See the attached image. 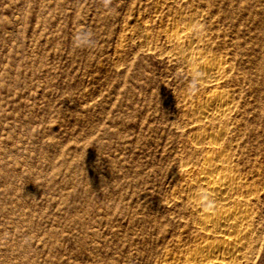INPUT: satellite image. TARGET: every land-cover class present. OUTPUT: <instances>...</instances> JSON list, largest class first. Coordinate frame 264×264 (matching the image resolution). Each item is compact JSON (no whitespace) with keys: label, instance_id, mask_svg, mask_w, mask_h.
Masks as SVG:
<instances>
[{"label":"rangeland","instance_id":"1","mask_svg":"<svg viewBox=\"0 0 264 264\" xmlns=\"http://www.w3.org/2000/svg\"><path fill=\"white\" fill-rule=\"evenodd\" d=\"M190 59L218 83L192 89ZM213 91L229 112L203 127ZM219 132L242 264H264V0H0V264H181L206 237L194 146Z\"/></svg>","mask_w":264,"mask_h":264},{"label":"bare ground","instance_id":"2","mask_svg":"<svg viewBox=\"0 0 264 264\" xmlns=\"http://www.w3.org/2000/svg\"><path fill=\"white\" fill-rule=\"evenodd\" d=\"M180 51L179 53H181ZM187 56L189 57L190 54ZM214 61L216 60L214 59ZM214 61L209 59H190L188 66L191 68L193 79L195 78L198 83L216 85L224 69L220 63ZM225 98L221 93L213 91L206 94L203 105L198 103L199 120H201L200 122H202L203 127L226 120L229 107ZM222 135V132L216 135H199L198 137L201 141L207 140L206 150L201 145L199 146V144L194 146L195 151L204 153L200 157L203 167L201 170L199 169L201 171L200 175L197 174L198 177L192 185L195 190L192 194L191 206L193 207L191 208L195 209L198 214V230L206 237L194 245L193 253L182 259L181 264L247 263L254 247L255 242L253 241L255 239H252L251 214L248 208L238 207V205L241 207L243 205L238 204L235 197L236 195L242 196L243 183L239 178L240 176L238 177L234 173L235 171L233 172L229 169L230 166L228 167L226 155L225 157L222 155V145L218 142ZM210 154L215 155L213 156L214 158ZM202 194L211 196L220 205L222 203H232L233 207L223 208L220 206V208L216 204L213 209L205 210L202 207V201L199 199Z\"/></svg>","mask_w":264,"mask_h":264},{"label":"clouds","instance_id":"3","mask_svg":"<svg viewBox=\"0 0 264 264\" xmlns=\"http://www.w3.org/2000/svg\"><path fill=\"white\" fill-rule=\"evenodd\" d=\"M103 3L107 5L110 3V0H103ZM94 43L95 40L93 39V34L90 31H79L73 38V45L77 48L91 47ZM190 87L192 89L197 87V80L195 78L191 81ZM199 199L202 201V207L205 210H211L215 207L216 202L211 196L202 194Z\"/></svg>","mask_w":264,"mask_h":264}]
</instances>
